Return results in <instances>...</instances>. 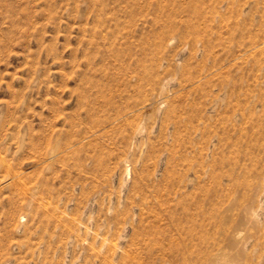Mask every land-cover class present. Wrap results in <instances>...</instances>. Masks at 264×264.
<instances>
[{
	"label": "rangeland",
	"instance_id": "obj_1",
	"mask_svg": "<svg viewBox=\"0 0 264 264\" xmlns=\"http://www.w3.org/2000/svg\"><path fill=\"white\" fill-rule=\"evenodd\" d=\"M0 264H264V0H0Z\"/></svg>",
	"mask_w": 264,
	"mask_h": 264
},
{
	"label": "bare ground",
	"instance_id": "obj_2",
	"mask_svg": "<svg viewBox=\"0 0 264 264\" xmlns=\"http://www.w3.org/2000/svg\"><path fill=\"white\" fill-rule=\"evenodd\" d=\"M177 230V229H176ZM96 236V235H95ZM143 243V242H142ZM104 244V243H103ZM176 244V243H175ZM117 253V252H116Z\"/></svg>",
	"mask_w": 264,
	"mask_h": 264
}]
</instances>
